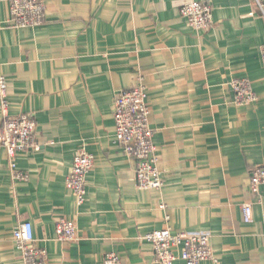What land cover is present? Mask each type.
<instances>
[{
	"label": "crops",
	"instance_id": "crops-1",
	"mask_svg": "<svg viewBox=\"0 0 264 264\" xmlns=\"http://www.w3.org/2000/svg\"><path fill=\"white\" fill-rule=\"evenodd\" d=\"M44 1V24L15 27L0 0L8 111L34 116L37 144L17 157L23 179L0 146V264H25L13 232L26 221L48 264H101L110 252L122 264H157L143 237L167 227L210 235L217 261L199 264H264V184L250 188V170L264 168V8L198 0L212 5L199 31L181 13L188 0ZM140 77L161 189L138 186L137 162L115 139V98ZM235 79L250 82L255 102L236 103ZM81 150L95 165L79 205L65 180ZM61 218L76 222V240L57 239Z\"/></svg>",
	"mask_w": 264,
	"mask_h": 264
},
{
	"label": "built area",
	"instance_id": "built-area-1",
	"mask_svg": "<svg viewBox=\"0 0 264 264\" xmlns=\"http://www.w3.org/2000/svg\"><path fill=\"white\" fill-rule=\"evenodd\" d=\"M10 20L15 27H36L44 24L47 18V3L44 0H8ZM264 8L261 0H252ZM182 15L188 24L196 30H207L212 24V5L205 1L188 0L181 8ZM264 61V46L262 48ZM132 88L122 90L114 101L115 139L124 152L136 160V176L141 189H161L164 179L158 167V156L153 141L154 131L150 126V107L143 77ZM230 85L235 92L239 105H247L257 100L250 82L247 79H235ZM0 101L3 113L0 128V146L7 151L10 166L16 178L23 179L26 174L18 172L17 157L33 148L36 121L32 114L18 116L9 114L8 82L0 75ZM95 156L81 150L73 159L70 173L65 184L75 196L77 204L85 202L87 196V177L94 168ZM264 184V168L256 166L250 170V188L258 194ZM253 214V203L243 204V217L250 222ZM57 239L74 241L77 225L72 219L61 218L56 226ZM17 249L25 264H48L47 250L36 245L33 224L26 221L13 232ZM154 250L157 264H175L183 260L186 264H199L205 260L217 261V256L210 243V235L203 231L173 232L167 227L154 230L144 235ZM101 264H122L121 257L115 252L105 255Z\"/></svg>",
	"mask_w": 264,
	"mask_h": 264
}]
</instances>
